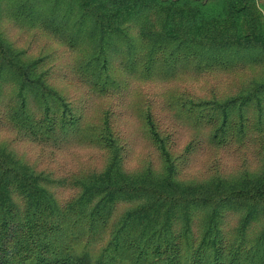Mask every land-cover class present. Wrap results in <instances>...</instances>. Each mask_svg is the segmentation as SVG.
Here are the masks:
<instances>
[{
  "label": "trees",
  "instance_id": "16d2710c",
  "mask_svg": "<svg viewBox=\"0 0 264 264\" xmlns=\"http://www.w3.org/2000/svg\"><path fill=\"white\" fill-rule=\"evenodd\" d=\"M5 21L63 45L77 80L103 97L134 80L242 75L225 94L170 92L161 114L138 99L134 116L159 163L128 171L113 113L87 118L53 83V55L18 47ZM9 128L107 159L57 177L0 144V264H264V0H0V129ZM245 144L257 170L179 179L208 146Z\"/></svg>",
  "mask_w": 264,
  "mask_h": 264
},
{
  "label": "rangeland",
  "instance_id": "374dc122",
  "mask_svg": "<svg viewBox=\"0 0 264 264\" xmlns=\"http://www.w3.org/2000/svg\"><path fill=\"white\" fill-rule=\"evenodd\" d=\"M2 30L20 48L31 54L51 53L54 58L53 83L69 94L74 100L84 104L83 111L87 118L97 117L102 110L113 113V125L130 143L126 159V169L136 171L151 159L158 166L156 153L141 134L139 124L134 116L133 107L139 100H151L157 114L164 113L163 101L168 93L186 90L194 95L207 96L210 92L228 93L239 81L241 73H210L202 76L183 75L175 80L138 82L131 81L125 91L108 96H99L87 90L70 70L72 54L63 45L39 30H23L13 23L5 21ZM247 74V73H246ZM19 137L16 131L0 129V144H5L19 157L39 170H48L57 177L71 175L85 169H101L107 159V152L97 147L70 144L52 147L29 142ZM179 147L189 137V133L178 134ZM181 150V148H177ZM254 147L215 149L207 147L192 158L189 168L179 173L183 181H202L218 171L225 176L237 174L244 166L249 171L257 170V158ZM58 196L67 197L69 191L56 190Z\"/></svg>",
  "mask_w": 264,
  "mask_h": 264
}]
</instances>
